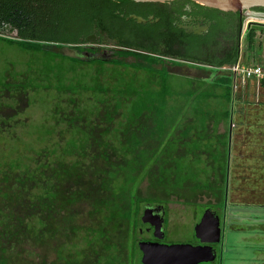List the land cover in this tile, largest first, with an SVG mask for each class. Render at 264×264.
<instances>
[{
  "label": "trees",
  "instance_id": "trees-1",
  "mask_svg": "<svg viewBox=\"0 0 264 264\" xmlns=\"http://www.w3.org/2000/svg\"><path fill=\"white\" fill-rule=\"evenodd\" d=\"M175 2L189 3L198 8L208 9L213 13L235 19L239 15L238 12H222L204 8L189 0H175ZM152 5L154 3H138L130 0H0V41L25 53L41 54L44 61V70L42 72L38 70L36 73L27 72V78L18 87H21L22 90L44 87L48 90L69 91L80 97L88 91H92L96 95L110 93L113 101L112 105L106 104L109 109L104 112L102 120L108 125L101 132V142L97 143L98 154L100 153L98 158L105 160L107 169L98 170V174L94 176L95 180L93 179L92 185L97 184L96 186H99L100 190L93 195V191L90 189L92 186L87 183L86 189L88 190L85 193L84 179L79 181V174L76 178H72L73 176L69 178L65 176L66 171L64 169L49 168L50 164L43 167L46 173L44 177L40 178H35L36 173L39 172L36 170H39L40 166L23 173L26 178L21 181L18 180L19 178L13 179L14 177H11L14 172L13 174L10 171L9 173H2L3 178L0 181L4 182V186L0 188V195L9 201V205L0 206V247H2L5 239L10 241L14 229L11 223L15 217L10 209V204L21 203L26 199L36 204L35 202L42 196L41 188L44 196L53 198L56 196V192H52L53 182L59 180L67 179L79 185V200L86 196L85 194L92 197L90 216L98 224L92 223L84 230L75 231H83L84 248L90 261H96L95 264H131V262L132 264H141L140 259L135 257L138 251L137 241L133 240L125 229L127 227L128 230L131 228L135 231L138 223L139 200H135L136 203H134L133 190L136 188V183L141 181L140 175L143 173L160 175V177L154 176L157 180L153 181L152 179V181L157 185L156 187L159 185L164 189L167 187L180 189L186 183L192 186L191 189H217L219 193L218 204L222 203L227 173V131L218 136H211L208 131L212 118L213 129L218 125L220 119L221 121L223 119L228 121L231 73L230 76L215 77V84L210 87L211 92L204 95L205 100H210L212 96H216L213 93L214 88L225 90L223 98L228 110L223 112L221 118L215 119L210 114L211 112H208V106L203 107V102H201L203 106L202 109L199 108V112L202 111L204 115L193 114L188 116L183 108L178 111L169 109L168 95L165 89L159 92H149L140 91L133 84L131 86V84L121 85L119 83L115 86V83H118L116 79L107 87L103 83L100 84L99 75L104 72L115 74L113 77L116 78L121 77L117 66H127L122 61L117 59L105 61L100 58L84 61L45 49L47 46H65L78 51L100 54L106 46L124 45L120 42L123 27L125 28L130 23L142 28L141 25H136L133 20L125 21V18L130 15L145 17L142 10ZM251 11L264 13V8L255 7ZM258 30L264 32V27L252 25L248 28L244 48L249 53L257 52L258 54L261 52L263 60L253 64H243L244 62L241 64L259 66L264 72V46L261 48L256 46V32ZM5 33H13L14 36L10 38L4 36ZM125 39L127 38L125 37ZM124 55H134L136 58L148 60L149 65L156 63L157 60L147 59V57H141L137 54L132 55V53H125ZM238 62L241 61H239L236 45L234 57L231 60L219 61L215 65L221 68L233 66ZM130 66L140 67L141 64L135 62ZM89 69L93 72L92 81L85 82L89 75ZM73 71L77 75L67 77V74ZM261 83L264 84V80ZM2 84L0 82V86ZM197 95L202 96L196 92L192 93L188 96L189 103L186 102L185 104L190 105ZM105 103H107L106 100L100 102L101 105H105ZM195 105L194 103L193 106ZM94 106L96 105L91 104L89 106L91 109H87L86 116H97L93 114ZM96 109L98 110V107ZM75 130L73 132L75 134L80 132L78 137L82 135V137L85 136L84 139L88 138L87 132ZM182 140L181 147H185L184 155L177 158L175 155L179 148L178 143ZM67 146L70 147V150H66V155H73L79 149H84L82 146H78L75 139L70 140ZM200 150L208 154L207 162L199 161ZM121 151H123L121 161L111 158L113 155L110 152L117 154ZM186 158L189 161L185 160ZM75 169L79 172L78 165ZM85 172L87 171L84 170ZM11 181L19 182L20 185L13 189V187L8 186ZM27 182L33 184V189L37 188L35 192L40 193V198L33 193L30 194L29 198L25 196L24 187ZM82 183L84 188L80 187ZM38 217L36 214H29L25 221L21 222L25 234L29 238L38 239L40 237V233L34 231L33 228L35 227H32L30 232L28 231V225L36 223L38 228L42 226ZM3 250L4 248H0V264H6L3 259L4 256H2ZM66 263L77 264L75 262Z\"/></svg>",
  "mask_w": 264,
  "mask_h": 264
},
{
  "label": "rangeland",
  "instance_id": "rangeland-1",
  "mask_svg": "<svg viewBox=\"0 0 264 264\" xmlns=\"http://www.w3.org/2000/svg\"><path fill=\"white\" fill-rule=\"evenodd\" d=\"M249 21L254 22L252 25L264 27V18L248 14L244 20V27L247 26L249 28L252 26L248 25ZM4 36L12 38L14 34L5 33ZM256 46L257 48L264 46V32L259 30L256 32ZM111 47H104L100 54L89 51H78L65 46H47L45 49L84 61L91 60L92 58H100L108 61L113 59L118 60L119 56L115 54L114 47ZM241 56L240 61L241 63L244 62L243 64H253L263 60V54L261 52L258 54L257 52L249 53L244 47ZM126 61L132 62L133 60L128 58ZM43 63L41 54L25 53L0 41V82L11 83L18 87V84H21L27 78V72L36 73L38 70L42 72L45 68ZM90 73L91 69H89V75L85 82L92 81L91 77L93 72L92 74ZM214 73V76L217 77L230 76L228 69H222ZM94 74L96 75V73ZM75 75L77 73L73 71L69 72L67 77H74ZM113 75L115 74L108 72L99 75L100 84L103 83L107 87L115 79L118 82L115 83V86L120 82L123 83L122 78L120 80V78L113 77ZM191 75L200 77V75L198 76V74L194 73H191ZM137 76L139 77L137 79L138 83L133 85L140 91L159 92L162 89L167 91L169 109H176L178 111L180 108H183L185 114L188 116L193 114L202 116L204 114L202 111H199L202 109L203 105H201V102H203V107L205 108L207 105L208 112H211L210 114L215 119H220L223 112L228 110L226 101L223 98L225 90H221L218 96H212L210 100H205L204 95L211 92L212 89L209 87L203 91L200 83L184 82L175 77H171L165 83L156 82V84H153L147 81L149 79L147 72L141 71ZM210 76L208 74L207 76L201 77L207 79ZM195 92L202 96L197 95L190 105L185 104L186 102L189 103L188 96ZM111 98L110 93L96 95L92 91H88L80 97L69 91L48 90L44 87L40 89L30 88L27 90H16L13 87H0V179L3 178L2 173H9L10 171L12 174L14 172L11 176L14 177L13 179L19 178V181L25 180L26 176L23 173L38 166L41 168L36 170L39 172L36 173L35 178L44 177L46 171L43 167L50 164L51 167L49 166V168L64 169L66 171L64 173L65 176L69 178L71 176H73L72 178H76L80 175L79 181L84 179L83 183H85V188L83 187V183L80 187L84 188L85 193H87L88 189L86 187L88 183L92 186L90 188L93 191L92 194L95 195L94 193L99 190V187L96 186L97 184L92 185V183L95 180L94 176L98 174L96 173L97 163H102L98 158L100 153L98 154L97 143L101 142V132L108 125L103 122L102 117L105 114L104 112H107L109 109L106 104L112 105L113 103ZM103 100L107 101L105 105L100 104ZM194 103L196 104L195 106H193ZM91 104L96 105L93 107V114L97 115L96 117L86 116L85 114L88 111L87 109H91L89 107ZM96 107H98V110ZM110 107L112 108V106ZM75 129L81 132H87L88 138L84 139L85 136L82 137V135L78 137L77 135H80V132H77V134L73 133L76 131ZM81 138L82 140H80ZM72 139H75L78 142V146H82L84 149H79L73 155H66V150H70L67 143ZM231 153L230 156L233 154ZM110 154L114 155V152H110ZM111 158L113 159V156ZM201 160L202 162H207V159L199 157V161ZM77 165L79 172L75 169ZM49 168L48 170H50ZM84 170L88 173L85 172V174ZM227 178V189L230 191V173H228ZM19 185L20 183L15 181H11L8 184L13 189ZM25 185L24 192L27 198L32 193L39 198L42 196L35 202L36 204L29 199L21 203L16 202L10 204V209L15 217L11 223L14 229L10 236V241L5 239L2 247H0L4 248L2 256H4L3 259L6 261V264H67L66 262L95 264L96 261H90L87 251L84 248L82 240L84 235L83 231H75L84 230L92 223L98 224L90 216V212L92 211V197L85 194L86 196L79 200V185L67 179L53 182L52 192H56V196L53 198L47 197V195L44 196L42 188L40 190L41 195L40 193H36L35 190L37 188L33 189L32 183L29 184L27 182ZM3 186L4 182L0 181V188ZM141 187L144 188V185ZM211 190H202L201 193L196 194V197H188V202L183 201L184 203L181 202L182 198L180 199L177 196L174 197L172 204H168L167 210L169 218L167 229L170 233H168L167 243L192 245L194 241V228L199 223L202 212L207 208L212 207L221 216L224 209V193L222 203L214 206L192 203L214 201L211 196ZM9 192L11 193V191ZM175 199H179V202ZM215 202L217 201L215 200ZM8 203L9 201L0 195V206L4 207L9 205ZM29 214L39 216L38 219L42 223V226L39 228L36 223L28 225L29 232L32 227H35L33 228L34 231L40 233L38 239L29 238L25 234L23 224L21 225V222H24ZM236 236L237 238L226 229L225 242L217 246L216 259L207 264H249L245 261L252 259L248 244L243 241L242 235L236 234ZM233 242L237 245L235 248H231ZM223 245L227 255L221 263Z\"/></svg>",
  "mask_w": 264,
  "mask_h": 264
},
{
  "label": "flooded vegetation",
  "instance_id": "flooded-vegetation-1",
  "mask_svg": "<svg viewBox=\"0 0 264 264\" xmlns=\"http://www.w3.org/2000/svg\"><path fill=\"white\" fill-rule=\"evenodd\" d=\"M142 11L145 17L130 15L125 18V21L133 20L136 25H141L142 28H138L130 23L126 25L125 28L123 27L122 40L120 42L124 45L114 47L116 53L120 54L118 56L121 60H118L127 64V66H117L119 74H122L120 80L122 78L123 83L120 82L121 84L138 83L137 79H139V77L137 75L141 71L147 72L149 78L147 81L153 84H156V82L165 83L168 78L171 77H175L184 82L190 81V83H197L198 80L205 79V77L203 78L201 76H207L210 74L211 76L207 79H214L217 77L214 76V72L228 69L230 66L218 68L215 64L219 61L231 60L234 57V49L236 45L238 47L239 61L242 57V49L248 31V27H244V20L246 18L244 13L239 14L235 19L229 16L213 13L208 9L198 8L189 3L175 1L154 3V5L147 7ZM132 17L141 18L145 22L138 23ZM125 37L127 39H125ZM108 47L109 46H106L105 48ZM125 53H132V55L137 54L141 57H147V59L153 58L157 60L156 63L149 65L150 62L148 60H142L140 57L136 58L134 55L125 56ZM128 58L133 61L127 62L126 59ZM135 62L140 63L141 66H130ZM238 63L241 64V62ZM191 73L198 74L200 77H196V75L192 76ZM90 74H92V71ZM2 83L3 84L0 87L3 88H12L13 86L11 83H5L3 81ZM15 88L16 90L22 89L21 87L17 88V86L13 89ZM7 90L9 91V89ZM178 144L179 148L175 155L177 158L184 155L185 148L181 147L183 140ZM197 153H199V151H197ZM114 157L115 160L121 161L123 158V151L117 154L114 152L113 159ZM99 160L102 163H97L96 173H98V170H107L104 163L105 160L103 161L100 158ZM102 176L105 175L103 174ZM154 176L160 177V175L152 173H143L140 175L142 179L136 183V188L133 190L135 198L134 203H136L135 200H139L138 223L135 231L131 228L128 230L127 227L125 229L126 232L132 236L133 240L137 241L138 251L135 254V257L140 259V263L142 258V253L139 249L140 243L172 245L167 243L168 233H170L167 229L169 218L167 208L169 203L172 204L174 197L178 196V198H182L181 202H188V197L191 196L194 198L197 196V193H201V191L204 190L191 189L192 186L188 183L184 184V187L180 189L171 187L164 189L159 185L156 187L157 185H155L153 181L157 180V178L155 179ZM226 176L228 177L227 174ZM143 185L144 188L141 187ZM225 186L223 201L224 209L221 216L218 215V212L214 211L212 207L207 208L212 210L219 217L220 226L223 228L224 222H226V209L229 203V190L227 189V195L225 197ZM211 191V196L214 201H208L207 203H192L211 206L217 205L219 202L218 190L212 189ZM175 200L179 202V199ZM215 200L217 202H215ZM206 210L202 212V215ZM199 245L201 244L199 240L195 238L194 234L192 246ZM211 246L214 248L217 256L218 244H213ZM129 256H131V254H129Z\"/></svg>",
  "mask_w": 264,
  "mask_h": 264
},
{
  "label": "crops",
  "instance_id": "crops-1",
  "mask_svg": "<svg viewBox=\"0 0 264 264\" xmlns=\"http://www.w3.org/2000/svg\"><path fill=\"white\" fill-rule=\"evenodd\" d=\"M263 80H248L244 84L231 82L228 121H219L213 129V118L209 123L208 134L223 135L227 131L226 154H228V129L231 119V138L228 173L230 191L228 192L227 217L223 228V243L226 229L230 233L243 236L251 252L249 264H264V84ZM201 89L215 84V79H200ZM218 96L222 89H213ZM212 98V97H211ZM214 100V99H213ZM199 156L207 159L208 154L200 150ZM229 190V189H228ZM240 202V203H238ZM242 202V203H241ZM224 220V219H223ZM236 243L231 244L235 248ZM223 249L221 263L227 255Z\"/></svg>",
  "mask_w": 264,
  "mask_h": 264
},
{
  "label": "water",
  "instance_id": "water-1",
  "mask_svg": "<svg viewBox=\"0 0 264 264\" xmlns=\"http://www.w3.org/2000/svg\"><path fill=\"white\" fill-rule=\"evenodd\" d=\"M140 3H165L175 0H130ZM195 4L220 10L222 12H238L247 17L248 14L264 18V13L251 11L252 8H264V0H189ZM138 23H144L141 18L132 17ZM254 22L249 21L248 25ZM259 24V23H256ZM261 24V23H260ZM234 78V76H233ZM235 79V78H234ZM231 119L228 129V158L230 153ZM227 158V160H229ZM229 164L227 163V175ZM226 176L225 197L227 195ZM195 238L199 240V246L187 244L163 245L157 243H140L139 249L142 253L141 264H207L216 259V252L211 246L221 245L223 242V227L220 226L219 217L210 209H207L199 223L194 228Z\"/></svg>",
  "mask_w": 264,
  "mask_h": 264
},
{
  "label": "built area",
  "instance_id": "built-area-1",
  "mask_svg": "<svg viewBox=\"0 0 264 264\" xmlns=\"http://www.w3.org/2000/svg\"><path fill=\"white\" fill-rule=\"evenodd\" d=\"M229 72L234 76V89L236 84H244L248 80L261 81L264 80V72L259 66H245L237 63L228 68Z\"/></svg>",
  "mask_w": 264,
  "mask_h": 264
}]
</instances>
